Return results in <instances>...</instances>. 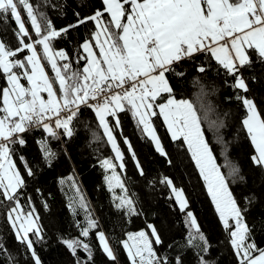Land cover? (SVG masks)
<instances>
[{"label":"snow or ice","instance_id":"snow-or-ice-1","mask_svg":"<svg viewBox=\"0 0 264 264\" xmlns=\"http://www.w3.org/2000/svg\"><path fill=\"white\" fill-rule=\"evenodd\" d=\"M49 10L65 19L70 12L73 20L57 26ZM6 22L16 26V43L0 36V216L23 246V254L13 253L0 240L3 264H43L36 245L44 242L45 232L34 199L26 191L28 178L35 173L17 148L27 144L28 133L41 130L44 135L36 143L51 165L58 155L51 142L74 139L85 109L91 111L102 133L93 131L92 137L106 141L114 153L101 158L99 165L114 207L126 219L141 212L121 175L126 170L125 153L117 139L118 130L122 136L121 113H130L141 136L172 166L155 123L162 120L170 140L183 149L203 181L237 264H264V248L252 240L248 222L257 207L264 217V204L252 196H245L241 203L234 195L231 186L245 184L246 177L226 154L225 164H218L206 137L205 124L226 144L219 135L225 121L210 118L211 105L201 102L198 109L189 99L178 98L172 84L173 78L185 77L182 64L204 57L196 65V71L204 74L215 62L217 73L230 78L231 83H225L236 90L235 98L245 110L240 123L254 148L251 161L264 171V113L247 95L250 81L258 82L257 70L264 74V0H101L99 7L95 0H38V5L32 0H0V23ZM88 24L92 25L89 34L77 39L73 33ZM58 42L74 44L75 54L66 47L57 48ZM203 95L202 90L198 100ZM122 139L138 174L145 176L131 142L126 136ZM60 183H68L73 190L68 207L79 231L76 237H61L73 264H95L94 247L110 264H119L113 241L100 228L74 176ZM159 183L170 190V199L184 214V246L195 250L196 264H210L211 245L189 210L184 189L168 176H161ZM43 207L47 209V203ZM81 214L82 221L75 219ZM124 235L126 239L117 242L129 264H173L160 253L164 239L155 223ZM21 255L27 259L22 261ZM174 264H185L184 258L177 255Z\"/></svg>","mask_w":264,"mask_h":264},{"label":"trees","instance_id":"trees-1","mask_svg":"<svg viewBox=\"0 0 264 264\" xmlns=\"http://www.w3.org/2000/svg\"><path fill=\"white\" fill-rule=\"evenodd\" d=\"M32 2L38 5V0H32ZM95 2L99 7L101 0H95ZM21 11L23 12L22 9ZM49 13L57 26L65 25L73 20L70 12L66 19L50 10ZM15 27L14 22L0 23V36L12 45L16 43L13 35ZM91 28V24L85 25L73 35L77 39H82L89 34ZM56 47H66L75 54L74 44L66 45L58 42ZM203 60L204 57H198L195 61H188L180 66L186 75L181 79H172L177 97L189 99L198 109L201 102L211 105L214 111L210 118L225 121L226 127L221 129L219 135L223 137L226 144L219 142L217 133L209 130L208 125L205 124L206 137L214 149L217 163L224 165L226 154L227 158L238 166L242 175L246 177L245 184L237 183L231 186L234 195L241 200V203L244 202L245 196H252L264 204V171L252 163L251 156L254 154V148L240 123L245 110L235 98L236 90L229 86L230 78L226 77L223 72L217 73L215 62L211 70L204 74L196 71V65ZM257 74L258 82L250 81L251 90L247 95L255 99L264 113V74H260L259 70ZM226 80L229 84L225 83ZM2 83L3 81L0 80V84ZM202 90L204 95L198 100ZM120 120L122 136H126L131 142L145 172L143 177L138 174L135 162L123 144L120 130H118L117 139L121 150L125 153L126 163V170L121 175L126 177L127 187L131 193L135 194L134 198L138 201L141 212V215L130 219H126L122 212L114 207L112 194L106 188L103 179L104 172L99 165V160L114 156V153L111 152V147L106 141H97L92 137L93 131L97 135H102V133L97 128L90 110L85 109L77 121V135L74 139L64 144L57 141L51 142L50 146L58 152L51 165L44 161L40 147L36 143L44 135L41 130L34 129L28 133L27 144L23 148H17L18 155L22 154L25 157L35 173L33 177L28 178L26 191L34 199L45 232L44 242L36 245L43 264H73L74 261L73 256L61 242V237H76L79 231L68 207L73 190L69 188L68 183H60L62 179L66 180L70 175L74 176L89 202L94 217L99 221L100 228L113 241L112 246L117 249L119 264H129V262L126 253L117 241L126 239L124 235L126 232H135L145 228L148 222L160 227L164 239V247L160 249L161 255L169 256L173 264L177 255L184 258L185 264H196L195 250L184 246L187 235L184 214L179 211L175 200L170 199V190L159 183L161 176L172 178L177 187L184 189L189 201V210L197 217L211 245L208 253L210 264H237L228 235L207 195L203 181L184 155L183 149L178 148L177 144L170 140L162 120L157 119L155 123L158 126V134L162 137L163 144L174 161L172 166L154 150L150 140L141 136L130 113H121ZM17 163L19 164L18 159ZM222 171L227 174L228 168L224 167ZM149 181H154V183L149 184ZM36 189L40 191L37 192ZM44 203H47V209L43 207ZM75 219L82 221L83 214ZM248 222L252 228V240L258 247L264 248V217H261L259 207L249 214ZM0 240H3L13 253L19 251L23 254V246L14 240L2 216H0ZM168 245L172 247L169 248ZM81 256L83 258L84 254L81 253ZM93 256L95 264H110L98 247L93 248ZM25 259H27L26 255H21V260ZM0 264L3 262L0 261Z\"/></svg>","mask_w":264,"mask_h":264},{"label":"rangeland","instance_id":"rangeland-1","mask_svg":"<svg viewBox=\"0 0 264 264\" xmlns=\"http://www.w3.org/2000/svg\"><path fill=\"white\" fill-rule=\"evenodd\" d=\"M117 171H118V169H117ZM116 193L119 194V189L116 190ZM111 194H112V193H111Z\"/></svg>","mask_w":264,"mask_h":264},{"label":"crops","instance_id":"crops-1","mask_svg":"<svg viewBox=\"0 0 264 264\" xmlns=\"http://www.w3.org/2000/svg\"><path fill=\"white\" fill-rule=\"evenodd\" d=\"M49 71H50V69H49Z\"/></svg>","mask_w":264,"mask_h":264}]
</instances>
